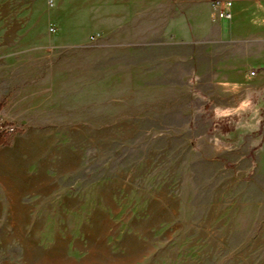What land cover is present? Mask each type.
<instances>
[{
	"label": "rangeland",
	"instance_id": "obj_1",
	"mask_svg": "<svg viewBox=\"0 0 264 264\" xmlns=\"http://www.w3.org/2000/svg\"><path fill=\"white\" fill-rule=\"evenodd\" d=\"M60 1L33 108L0 93V264H264L263 43L200 0Z\"/></svg>",
	"mask_w": 264,
	"mask_h": 264
},
{
	"label": "crops",
	"instance_id": "obj_2",
	"mask_svg": "<svg viewBox=\"0 0 264 264\" xmlns=\"http://www.w3.org/2000/svg\"><path fill=\"white\" fill-rule=\"evenodd\" d=\"M213 1L215 0H200L205 6L204 9L209 8L213 19L218 21L215 10L212 7ZM219 1L232 2V12L235 20H240L243 16L244 20L254 22L257 29L264 28V0ZM63 2L60 0H0V93L3 92L2 86L4 85L22 86L20 91L18 89L12 90L10 101L13 104L10 106L13 109L17 108L27 112L33 108L31 104L33 99L30 97V95L33 96L34 94L33 86L36 82L39 84L43 83L41 78L37 81L34 78L35 59H38L45 52L49 53L52 49L50 44H45V41H50L52 29L55 30L54 34L57 33V28L60 30V34H65L63 27L55 23V20L50 17L51 9L55 5L61 6ZM145 4L146 1L144 6ZM45 16H48L45 25L46 29L42 31V24L46 19ZM234 18L231 22L222 21L225 26L227 23L231 25L230 31L222 29L223 37L230 35L232 37H245L250 34L254 38L250 41L252 44L256 42L257 44L255 45H258V43H263L264 45V33L253 32L252 30L249 32L250 27L242 28V26L235 24ZM247 41L248 38L241 40V42ZM255 45H252L253 47L250 49L253 50ZM246 46L248 47V45ZM1 101H3L2 98H0ZM15 114L17 115L18 112H12V115ZM20 115L29 116L25 112L17 116ZM23 153L22 150L9 156H4L0 153V179L3 178L2 171L4 167H8V164L14 163L15 167H17L15 169L17 174L18 156Z\"/></svg>",
	"mask_w": 264,
	"mask_h": 264
},
{
	"label": "built area",
	"instance_id": "obj_3",
	"mask_svg": "<svg viewBox=\"0 0 264 264\" xmlns=\"http://www.w3.org/2000/svg\"><path fill=\"white\" fill-rule=\"evenodd\" d=\"M212 7L215 10L216 17L220 21H228L231 22L234 18L232 7L233 4L230 1H219L215 0L212 2ZM53 33L55 32L54 29L51 30ZM251 76H256L255 72H251ZM0 130L13 134L16 130L11 126H3L0 125Z\"/></svg>",
	"mask_w": 264,
	"mask_h": 264
},
{
	"label": "trees",
	"instance_id": "obj_4",
	"mask_svg": "<svg viewBox=\"0 0 264 264\" xmlns=\"http://www.w3.org/2000/svg\"><path fill=\"white\" fill-rule=\"evenodd\" d=\"M4 102H0V112L4 109ZM11 134L0 130V147L9 145Z\"/></svg>",
	"mask_w": 264,
	"mask_h": 264
}]
</instances>
